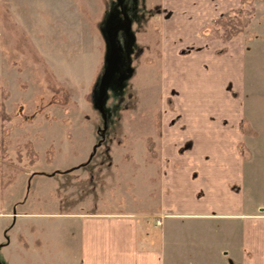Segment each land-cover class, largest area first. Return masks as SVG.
Listing matches in <instances>:
<instances>
[{
	"label": "rangeland",
	"instance_id": "374dc122",
	"mask_svg": "<svg viewBox=\"0 0 264 264\" xmlns=\"http://www.w3.org/2000/svg\"><path fill=\"white\" fill-rule=\"evenodd\" d=\"M162 14L161 0H0V264L75 262L66 214H159ZM220 22L252 32L264 0Z\"/></svg>",
	"mask_w": 264,
	"mask_h": 264
},
{
	"label": "crops",
	"instance_id": "0c3cea01",
	"mask_svg": "<svg viewBox=\"0 0 264 264\" xmlns=\"http://www.w3.org/2000/svg\"><path fill=\"white\" fill-rule=\"evenodd\" d=\"M246 3L161 0L159 214H66L68 264H264V23L219 27Z\"/></svg>",
	"mask_w": 264,
	"mask_h": 264
},
{
	"label": "trees",
	"instance_id": "16d2710c",
	"mask_svg": "<svg viewBox=\"0 0 264 264\" xmlns=\"http://www.w3.org/2000/svg\"><path fill=\"white\" fill-rule=\"evenodd\" d=\"M231 22H229V24H230Z\"/></svg>",
	"mask_w": 264,
	"mask_h": 264
}]
</instances>
